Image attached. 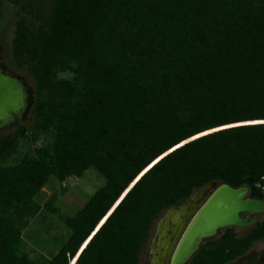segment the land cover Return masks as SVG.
<instances>
[{"label":"trees","instance_id":"obj_1","mask_svg":"<svg viewBox=\"0 0 264 264\" xmlns=\"http://www.w3.org/2000/svg\"><path fill=\"white\" fill-rule=\"evenodd\" d=\"M5 1L33 20L3 52L33 101L0 136V264H137L158 214L210 181L264 201V0H0V17ZM88 167L104 182L57 214L56 251L20 254L46 181L61 191ZM263 240L264 218L226 227L187 264H229Z\"/></svg>","mask_w":264,"mask_h":264},{"label":"water","instance_id":"obj_2","mask_svg":"<svg viewBox=\"0 0 264 264\" xmlns=\"http://www.w3.org/2000/svg\"><path fill=\"white\" fill-rule=\"evenodd\" d=\"M32 101L30 86L21 75L7 69L0 47V134L26 118ZM201 189L210 192L189 211L169 209L164 219L167 224L171 218L173 225L172 240L163 253L166 264H186L203 240L214 239L226 227L251 226L257 222L252 215L264 210L263 200L249 197L245 185L232 187L210 181L198 190Z\"/></svg>","mask_w":264,"mask_h":264},{"label":"rangeland","instance_id":"obj_3","mask_svg":"<svg viewBox=\"0 0 264 264\" xmlns=\"http://www.w3.org/2000/svg\"><path fill=\"white\" fill-rule=\"evenodd\" d=\"M18 22H22V24L26 23L25 25H30L31 23H33V20L31 19V16H29V14L21 11L11 2L5 1L2 6L0 17V41L4 45V51L1 50L3 61V52L9 54L10 41L13 36L12 33L15 25ZM8 70L13 72L10 69ZM16 73L21 75L25 79L32 90L29 75L21 69H19ZM59 76L66 78L70 77L69 73H63ZM22 122H24V120L20 121L19 123ZM15 127H10L8 130H5V132L11 131ZM3 134L4 132L0 134V136ZM47 139L48 137L46 136H39L37 142L44 143L47 141ZM14 157L15 156H12L11 160H13ZM103 182L104 180L91 167L85 169L79 177L67 178L64 181V189L61 191L59 189V183L53 177L49 178L40 190L38 197H36V199L41 203L43 215H41L40 218L38 216L28 218L27 224L23 227V235L21 236L19 253L25 254L27 258L32 260H41L42 258L49 257L51 254H53L56 251L57 247L63 242V238L67 234V230L62 224V220L57 216V214L60 213L63 216L72 215L73 212L83 204L86 198L95 190H97L103 184ZM55 190L57 193L52 204L57 211L56 213H51L50 211L47 212L43 206V203L48 199L50 193L54 192ZM262 190L264 192V186L262 187ZM196 191L197 190H195L194 193ZM209 192V190L205 191V196ZM184 202H181L178 205H182ZM168 209L169 208L161 211L158 216L152 221L146 239L144 240L140 248L137 264H148L152 247L151 239L154 234V227L158 219L162 218L163 215L166 214L167 211H169ZM255 215L259 220L263 219L264 210L262 212L256 213ZM248 228L249 226L233 227V229L237 233H242ZM203 242L204 240L202 241V243ZM249 256L252 260H254L256 257H259V264H264V240L256 242L247 254L230 262L229 264H243L244 260ZM188 261L186 262V264L188 263Z\"/></svg>","mask_w":264,"mask_h":264},{"label":"flooded vegetation","instance_id":"obj_4","mask_svg":"<svg viewBox=\"0 0 264 264\" xmlns=\"http://www.w3.org/2000/svg\"><path fill=\"white\" fill-rule=\"evenodd\" d=\"M204 193H205L204 189H201V190L197 189V191L195 193L193 192L190 195V197L182 205H174V206L169 207V209L178 210V211L179 210L180 211H184V210L189 211L192 208V206L197 203V200L200 201V199L205 196ZM180 206H182V207L179 208ZM168 213H169V211H167L166 214H164L162 218L158 219V221L154 227V234H153V237L151 239L152 247H151V251H150L151 253H150V259L148 260V264H166L164 261L163 253L166 252V249H167L166 247L168 246V242L170 240H172V236H171L172 235L171 234L172 229H171V227H173V225L171 224L172 222L170 221L171 218L168 219L167 224L164 221V219L166 218ZM174 214H175V212H174ZM252 216L256 217V215H254V214ZM258 220L259 219L257 218V221ZM161 244H163V245L160 246ZM158 246H160V247H158ZM164 246H165V249H164ZM259 261H260L259 257H256L254 260H252L251 257L249 256L244 260L243 264H259Z\"/></svg>","mask_w":264,"mask_h":264}]
</instances>
